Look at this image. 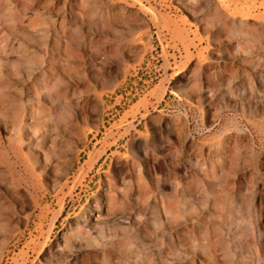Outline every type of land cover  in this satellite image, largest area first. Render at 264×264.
<instances>
[{"label": "rangeland", "instance_id": "1", "mask_svg": "<svg viewBox=\"0 0 264 264\" xmlns=\"http://www.w3.org/2000/svg\"><path fill=\"white\" fill-rule=\"evenodd\" d=\"M0 264H264V0H0Z\"/></svg>", "mask_w": 264, "mask_h": 264}]
</instances>
